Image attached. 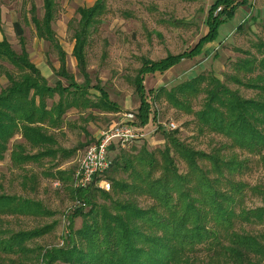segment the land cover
I'll return each mask as SVG.
<instances>
[{"label": "trees", "instance_id": "obj_1", "mask_svg": "<svg viewBox=\"0 0 264 264\" xmlns=\"http://www.w3.org/2000/svg\"><path fill=\"white\" fill-rule=\"evenodd\" d=\"M248 5L251 0H214L206 19L208 31L193 47L170 52L157 60L143 57L134 79L140 96L134 113L141 124L150 120L153 106L149 93H154L153 98L165 96L176 109L194 114L201 132L215 133L225 140L205 151L183 142L174 131L167 134L164 148L150 150L142 146L135 152L120 153L108 170L119 173L111 177L112 191L95 185L76 188L88 209L76 207L64 245L39 246L38 250L29 247L28 242L50 232L51 225L20 229L8 235L0 229V253L9 258L32 253L38 264H264V231L247 228L264 224V177L253 185L242 179L251 169L254 157L264 168V41L257 44L258 54L236 62L244 80L236 76L234 79L253 89L254 97L244 96L213 73H199L156 91L145 85L147 74L164 73L184 59L200 55L205 45L217 37L220 26L233 18L239 7ZM43 7L40 17L36 5H32L31 20L38 36L58 51L61 65L57 74L68 84L59 79L51 85L31 60L20 21L14 25L20 52L8 38L0 39V59L19 71L18 75L6 71L9 83L0 90V161L5 159L11 141L21 136L24 142H15L11 151L12 162L17 166L48 156L54 158L58 153L66 158L75 153L74 149L54 147L56 139L50 133V129L64 125L69 110L119 109L103 87L93 85L100 92L98 99L93 100L87 86L91 82L87 48L108 10L107 0L79 8L73 55L85 77L84 85L67 69L66 51L53 27L57 1L43 0ZM196 100L201 102L198 110H194ZM118 146L114 144L112 149ZM29 147L37 152H29ZM242 153L247 155L242 157ZM67 173L59 170L56 176L65 179ZM250 195L258 196L263 204L248 206ZM100 197L104 201L100 202ZM141 198L150 203L142 205ZM47 212L39 201L0 194V217ZM76 217L83 221L75 229Z\"/></svg>", "mask_w": 264, "mask_h": 264}, {"label": "rangeland", "instance_id": "obj_2", "mask_svg": "<svg viewBox=\"0 0 264 264\" xmlns=\"http://www.w3.org/2000/svg\"><path fill=\"white\" fill-rule=\"evenodd\" d=\"M57 11L53 27L60 44L66 51L67 69L76 81L84 85L85 77L78 69L73 55L75 28L79 22V8L91 6L96 0H56ZM214 0H107V12L102 23L91 35L87 48L88 73L90 84L89 97L93 100L100 95L93 85H100L117 103L119 109L106 111L97 108L69 110L61 128L50 129L56 139L54 147L74 149L75 153L66 158L61 153L54 158L44 157L39 161H30L22 166L14 165L11 159L12 146L15 142H24L21 136L11 141L5 159L0 161V194H13L39 201L48 211L46 214H5L0 217V229L6 235L20 229H33L51 225L50 232L29 241V247L36 248L62 246L69 234L70 216L76 207L88 209V205L78 197L74 182L75 171L86 148L100 137L102 131L119 121H126L129 113L137 111L140 96L136 92L134 79L142 64V58L154 60L165 57L168 53H179L193 47L200 37L208 31L206 19ZM35 4L38 16L44 14L43 0H0V39L8 38L15 50L21 51L19 37L15 31L16 21H20L27 40V49L31 60L40 68L51 85L65 78L57 74L61 62L58 51L51 43L38 36L31 20V7ZM264 41V0H251V5L241 6L233 18L223 23L217 37L207 43L203 52L186 58L177 66L164 73L156 72L145 77L146 88L155 91L165 85L168 88L196 76L199 73H213L246 97L256 95L253 89L239 84L234 77L244 80L243 72L236 68V62L250 54H258L257 44ZM10 71L15 75L19 71L8 61L0 59V90L6 87L9 79L5 74ZM149 93L153 111L147 124H141L137 118L136 128H143L139 137L133 138L115 149L110 155L114 159L122 152L131 153L142 146L150 150L164 148L167 134L176 132L183 142L200 150L211 151L225 138L210 132H201L194 114H188L173 107L165 98H153ZM56 95L54 100H58ZM52 103V100H49ZM200 100L194 102V110L200 108ZM156 117L154 118V115ZM175 122L176 127L169 128ZM136 148V149H135ZM35 153L36 149L28 148ZM247 154L242 153V157ZM251 162V169L242 177L253 184L264 177V168L256 161ZM182 170L186 166L178 158ZM59 170L67 171L65 179L57 177ZM111 177L119 176L112 170L105 173ZM112 191V185L111 190ZM81 201L80 205H77ZM99 201H104L101 197ZM142 205L150 201L141 198ZM85 203V204H84ZM248 206L263 204L256 195L248 196ZM82 217L74 219L73 227L82 225ZM252 232L264 231V224L247 225ZM9 258L0 253L1 264H38L36 255L27 253L22 257ZM64 264V263H56ZM66 264V263H65Z\"/></svg>", "mask_w": 264, "mask_h": 264}, {"label": "built area", "instance_id": "obj_3", "mask_svg": "<svg viewBox=\"0 0 264 264\" xmlns=\"http://www.w3.org/2000/svg\"><path fill=\"white\" fill-rule=\"evenodd\" d=\"M126 121L114 123L108 129L102 131L95 142L90 144L85 154L80 160V165L75 171L74 182L76 188H86L95 185L102 190L110 191L111 182L104 176L112 167L113 158L110 155L112 145L124 144L129 140L139 137L142 131L134 126L135 113H129ZM177 125L175 122L169 123V128L173 129ZM82 202L79 201L77 205ZM85 204V203H84Z\"/></svg>", "mask_w": 264, "mask_h": 264}, {"label": "crops", "instance_id": "obj_4", "mask_svg": "<svg viewBox=\"0 0 264 264\" xmlns=\"http://www.w3.org/2000/svg\"><path fill=\"white\" fill-rule=\"evenodd\" d=\"M209 43H210V42H209ZM179 64H180V63H179ZM177 65H178V64H177ZM177 65H175V66H177ZM175 66H174V67H175ZM172 68H173V67H172ZM170 69H171V68H170ZM165 72H166V71H165Z\"/></svg>", "mask_w": 264, "mask_h": 264}]
</instances>
